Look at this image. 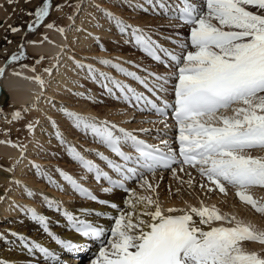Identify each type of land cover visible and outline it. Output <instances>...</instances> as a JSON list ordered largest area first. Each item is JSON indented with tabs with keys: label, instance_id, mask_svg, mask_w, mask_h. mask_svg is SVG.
<instances>
[{
	"label": "snow or ice",
	"instance_id": "obj_1",
	"mask_svg": "<svg viewBox=\"0 0 264 264\" xmlns=\"http://www.w3.org/2000/svg\"><path fill=\"white\" fill-rule=\"evenodd\" d=\"M147 3L161 9L167 7L165 0H147ZM249 5L264 10V0H206V12L191 0H180L176 6L179 18L194 25L191 28V44L196 48V51H189L183 57L185 63L179 67L178 83L175 85L174 115L179 127V155L183 157L182 160H177L172 149L165 153L160 147L149 145L133 132L110 122L97 121L66 108L61 111L74 121L77 128L90 131L121 158L123 164L108 162L122 175H135V166L148 171H155L158 167L169 168L176 163L199 166L200 173L221 192L225 191L223 182L234 185L242 201L257 212H264V205L258 204L246 191L251 186H264V158L245 154L249 149L264 148V95H260L264 93V15L249 11L246 7ZM49 8L50 0H45L43 6L36 9L37 24L48 15ZM106 15L115 22L121 34L130 33L142 51L156 60L161 59L158 46L142 28L126 24L111 12H106ZM48 27L53 25L49 24ZM28 28L33 30L31 24ZM11 30L16 32L19 29ZM166 54L179 62L178 56ZM18 59L20 56L11 57L13 61ZM100 63L111 65L148 87L136 73L122 65L114 64L110 59H100ZM79 66L87 69L91 79L101 78L102 86L109 93L114 94V89L118 90L122 98L133 106L157 108L143 93L136 92L110 74L99 71L93 65ZM3 73L4 69L0 68V75ZM35 79L43 84L40 77ZM229 109L232 115L225 114ZM19 115V112L14 114L16 117ZM28 127L33 126L29 124ZM56 135L63 143L61 133L57 131ZM162 143L167 146L166 141ZM122 145L132 147L135 154L123 151ZM20 147L23 148L22 145ZM69 150L89 172L93 171L91 161L84 160L74 148ZM99 155L108 159L103 154ZM129 163L135 166L129 167ZM62 175L81 195L97 200L70 175ZM101 177L111 181V177L96 166V178ZM112 183L123 187L122 182ZM148 187L151 188V185ZM103 191L111 189L104 188ZM139 199L146 205L154 204L151 198ZM112 207L117 206L113 204ZM135 211L133 206V211L122 213L115 219V227L111 230L113 239L109 241L110 250L101 248L100 259L92 264H264V258L255 252H245L239 244L244 240L264 243V232H257L250 225L239 222L235 227H212L208 231L197 226L193 215L200 218V224L226 219L215 208L193 207L181 215H172L179 210L169 208V214H165L156 204L154 211L143 212V215L151 217V222L134 219ZM32 214L33 219L44 222L45 218L37 216L34 210ZM68 218L73 219L70 214ZM77 231L85 237L96 238L104 233V229L91 224H81ZM31 247L45 255H52L49 249L39 244H32Z\"/></svg>",
	"mask_w": 264,
	"mask_h": 264
},
{
	"label": "rangeland",
	"instance_id": "obj_2",
	"mask_svg": "<svg viewBox=\"0 0 264 264\" xmlns=\"http://www.w3.org/2000/svg\"><path fill=\"white\" fill-rule=\"evenodd\" d=\"M85 1L86 0H50V8L48 15L45 16L39 24H37L35 12L36 9L43 6L45 0H12L11 3H9V0H0V67H4V71L9 70L10 73H15V71L11 68L16 69L17 67L27 65V67L34 73L33 75H31L32 78L35 76L40 77L43 80V84H41L42 91L40 93V97L37 98V103L35 102L36 100H34L32 101V103H29L27 105H18L15 104L11 99H6L4 100L5 102L2 101L0 103V144L4 143L5 139H8L9 142L12 141L16 143L15 145L17 146L20 152L16 155V157H11L7 154H0V168L13 172L16 175L18 172V170L16 169L19 167L22 160L26 158V155L29 150L31 151L32 149V154L35 153V156L29 161V163L32 164H26L27 167L29 166L26 174H22L23 176L20 174V176L23 178L20 180L15 178L16 180L14 181L16 182L18 180L21 185V191L23 193L28 191L27 198H30L31 196V198H35V195H39H32V191L34 190H31V188H33L34 186H30L31 188L27 187L25 189L26 183L28 182L27 178L40 182L44 185V188H46L47 185L51 186V188L55 187L54 185L53 187L51 184H49V182L52 181L54 184L55 182L57 183L59 178L63 177L62 173H65L70 167H72V163L76 160L73 157L72 152L69 150L70 148H74L76 152H78L81 156V150H84L83 152L89 153H92L94 150V153L96 152L97 156L99 154V150H97L98 148H95L94 146L96 144L98 145L99 143L97 137L94 136L90 131H85L83 128H77L74 124V121L68 116H66L63 111H61V109L66 108L69 111L79 113L80 115L85 117L94 118L97 121H103L104 119H107V122H109L110 120L108 118H105L104 116L101 117V115L106 114L108 109L114 107L112 104L113 101L116 102V100L112 99L115 97L113 96L114 94L109 93L102 86L103 81L101 80V78L97 77L96 80L91 79L87 69L81 68L79 66L80 64L93 65L96 69H99V71L110 74L112 77H114V73H118L119 75L123 76L126 80H123L124 82L120 79L117 80H120L124 84L132 83L135 86L138 83L135 78L125 75L124 73L120 72L117 68L112 67L111 65L101 64L100 59H110L113 61L114 64H120L128 71L139 74L141 75V77L147 76L152 72V75L149 76H152V79H155H153L155 81L153 82L155 83L154 85L160 87V91L163 92L165 96L175 97V85L178 83L179 75L178 70L179 67H181V65H184L185 63L183 57L189 51H196V48L191 44V28L194 25L187 26L180 24L178 22V19L176 18L177 16H171V12L169 11L171 7H169V9L165 8V10L160 11L158 10L159 7L148 4L147 0H132V2L130 0H96V4L91 5V10L88 12V21L86 20L87 22L83 23L82 25H80L79 23L76 24L75 20L77 19V17H80ZM191 1L195 2V4L202 11H207L206 0ZM165 2L169 6L174 5L175 7L180 4V0H165ZM141 5H143V7H141ZM246 7L249 11L264 15V10L258 9L257 7L250 5ZM172 8L174 7L172 6ZM106 12L113 13L115 16L124 20L125 23L128 25L142 28L146 34L149 33L150 35L154 36L157 40L159 39L162 44V47L170 45V47L176 49L174 51L176 55L180 58L179 62H174L173 67H166L162 64H157L151 61L141 51L137 44H135V42H133L132 44V37L130 33L121 34L115 22L106 15ZM213 22L215 23V21ZM29 24L33 26V30L31 31L28 28ZM49 24L53 25V27H48ZM12 28H17L19 30L13 32L11 30ZM49 28L57 31L56 34L58 37H61V35L66 36L68 30H74V36H71V39L68 38L71 45L64 43V41L55 40V42L57 46H61L60 51L65 49L71 50V52L75 56V58H73V65L81 69L82 73H84L83 80H78L77 78H74L75 75L68 76V80L75 79L73 82L76 85L73 86L72 91L68 90V94H66L63 89L61 90L57 88L59 90L56 89V91L53 93L54 95L52 94L51 97H47L48 91L51 89L50 75L52 73L54 74L57 68L61 65L62 62H60V58L63 54H58L57 57L54 58L55 52L36 54L30 50H26V45H28L29 41L31 40H34L36 38L41 40H47L48 36L51 35ZM61 29H63V31H61ZM225 30L228 29L226 28ZM81 33L87 34V36L89 35V37H91L92 44L90 46L83 44L78 46L75 42H73L78 36L82 35ZM174 37L185 40L183 41L184 45L182 48L180 47V50L176 48L180 45L179 42L178 44L176 43L177 41ZM61 38L64 39L65 37ZM176 44L179 46H177ZM94 52H96V54H94ZM25 53L27 54L26 56ZM13 55H21V59L13 61L11 60V57ZM23 56H25L24 60H22ZM166 56H168V60L171 63L173 61L171 57L167 54ZM78 58L83 59L82 61L80 60L82 63H79ZM46 69L48 71H46ZM165 69H169V71L167 72L165 71ZM155 72H160L162 75H159V77H162L163 80L165 79V81H162V79L158 80V75ZM170 72L172 74H168ZM163 73H167V75H164ZM164 76H167L168 78H164ZM35 80L40 83V81H38L37 79ZM109 86L111 87V84ZM57 92L58 94L55 95V93ZM59 95L61 97L65 96L64 98H62L65 99L63 100L64 102H61L62 99L59 98ZM260 95H264V93H261ZM56 99H58L59 102ZM90 110L93 111L92 114ZM37 111L40 112L38 113ZM17 112L20 113L19 117L14 116V114ZM94 112L96 113L94 114ZM121 114L122 110L120 111L119 115ZM225 114L232 115L231 109H229ZM97 115H99V117ZM133 115H135V113H133ZM137 115L142 114H136L135 116ZM107 116L108 115H106V117ZM142 116H144V114ZM148 117L150 119H141L142 125H148L149 123H152L158 128V126L160 127L161 123H163L160 121L157 122L158 120L155 118L152 119L151 116ZM141 120H130V124L133 125V122L139 124ZM170 123L172 122L165 123L164 126H161L160 130L158 131V135L154 136L158 138L160 142L161 140L172 142V139L170 137L171 133H173V129H171L172 127L169 126L171 125ZM29 124H31L33 127L29 128ZM119 124L126 125L127 122ZM116 126H118L119 128H124L119 125ZM136 126H134V128ZM127 128L128 127L124 129H126L127 131L131 130L130 128ZM138 129L141 128L138 127ZM143 129H146V127L143 126ZM57 131L61 133L63 143L61 142V139L57 137ZM153 131L154 130L151 131L148 129V132L150 133H152ZM130 132L133 131L131 130ZM7 144L8 143H6V146ZM20 145H22L23 148H21ZM263 149L264 148L249 149L246 150L245 154L251 155L253 157L258 156L262 158L264 153L260 152L259 154L258 151ZM64 155L67 156V159L61 158ZM14 157L15 160H13ZM178 168L180 169L178 170ZM185 168L186 169H184L182 166H179L176 167V170H174V168L172 170H169V174H171V171H174V173H172L171 176H169V174L168 176H165L163 179V183L161 182L162 177H160L158 180L157 175H144L142 178L135 182L132 189L134 190V187L137 186L136 191L142 190L140 192L143 193L145 191L146 193H148L147 195H145V197L148 196V198H151L152 195L156 197V195L158 194L157 191L162 190L160 192H163L164 194L166 193L165 195L167 196L173 195L172 197L174 199H181L183 198L182 192L184 191L185 193H187L188 196H190V198H192V200H195V202H197V204H192V207L196 208H200L201 195L202 199L205 198V206L207 208L211 207V209L212 207H214V205H208L207 202H211L212 200L214 201L213 198L216 197L215 205L217 203L218 206L221 205L220 207L222 209L225 208L223 212L228 216L226 217V219L220 220V222L219 220H213L208 224H204V226L209 227V229L212 227H235L236 224L239 222L244 225H250L257 232H264V212H257L256 209L253 208L250 204L242 201L237 195L238 188L236 186L223 182L225 184V191L221 192L219 188L216 187L215 184H213L211 181H209L206 176L199 173V175H197V177L195 178L196 180L194 183V187H192V182L189 181L190 179L185 178L188 176L191 177V175L185 176L184 179H179L183 184V191L178 190V188L176 187L177 185L174 187L173 182H170V177L173 180L174 177L178 179L177 171H179L180 173H184L187 170L190 171V173L194 171V173L198 174L199 166H191V169L189 170L187 169V167ZM181 169L183 170L180 171ZM78 173L80 174V172ZM149 177L151 180H149L148 182L147 179ZM186 183L187 185L185 186L184 184ZM0 185L2 186L3 190L5 189V194L11 193L12 188H10L9 185L6 186V184L4 183H0ZM148 185H151V188H149ZM246 191L258 202V204L264 205V186H251ZM29 193H31V195H29ZM149 193H152V195H150ZM40 194H42V192H40ZM164 194H162L161 197H163ZM39 197L40 198H38L36 204H44V206L46 203L52 204V201H49L44 196ZM151 200L154 201L153 198H151ZM2 201L3 200H1V202ZM60 201L62 200L60 199ZM1 202L0 206H2ZM58 204H60V202H58ZM155 204L156 203L154 201L153 205ZM237 207L240 209L242 213L241 215H237V212H235L234 210L232 211L233 208L238 209ZM25 215H27V213L22 214V216ZM242 215L245 216L242 217ZM247 215L251 216L252 218L255 216V220H248L249 216ZM237 216L238 218H236ZM108 219H113V215L112 217L108 216ZM0 221H2L0 222V226L3 225L2 227H4L3 230H0L2 232L5 231V233H7L6 235L9 237L8 230H10L11 226H9V222L5 221V218H1V213ZM10 233L16 236L13 231H11ZM49 233V230L46 228V234L49 235ZM29 234L32 233L30 232ZM6 235L0 236V250H2L4 246H7L9 248L12 246L11 244L13 243V241H10ZM105 236L107 238H112L111 232H107ZM239 244L241 245L240 247H244L247 245L246 247L249 250L245 249L244 251L249 253L255 252L252 251L253 249L251 248L253 245L256 246L260 244L264 247V243H261L256 240H244L240 241ZM91 247L93 248V246H90V248ZM260 253L262 254L260 258H264V250L260 251ZM87 256V254L86 256H84L85 260L87 259V261L82 259L79 264H84L85 262L87 263L89 259H92L94 257L92 256L91 258H89ZM44 259L45 258H41L40 261L43 262Z\"/></svg>",
	"mask_w": 264,
	"mask_h": 264
},
{
	"label": "bare ground",
	"instance_id": "obj_3",
	"mask_svg": "<svg viewBox=\"0 0 264 264\" xmlns=\"http://www.w3.org/2000/svg\"><path fill=\"white\" fill-rule=\"evenodd\" d=\"M130 1L132 2V0H130ZM192 3H195V2H192ZM93 4L94 5L96 4V0H86L85 1L80 17H77V19L75 20L76 24L79 23L80 25H82L83 23L88 21L87 20V18L89 17L88 12L91 10L90 7ZM172 6L174 8H172ZM172 6H169L167 4L166 8L169 9V7H171L169 9V11L171 12V16H174V17L178 16L179 17V13L177 11V8L174 5H172ZM158 10L163 11V10H165V8H163L162 10L158 8ZM49 31H50L51 35L48 36L47 40L46 39L41 40V39L36 38L34 40L29 41L28 45H26L27 46L26 50H30L36 54L46 53V52L47 53L48 52H50V53L55 52L54 58H56L58 54H63L62 57L60 58V60H61L60 62H62L61 65L57 68V70L54 74L52 73L50 75L51 89L48 91L47 97H49V96L51 97L57 88H59L61 90L63 89V91L66 94H68V92H69L68 90L72 91L73 86H76L73 82L75 80L74 78H77L78 80L79 79L83 80V74H84V73H82L81 69H79L78 67L73 65L74 64L73 58H75V56L71 52V50L65 49V50L60 51L61 46H57L56 42H55V40H57V41H64V43L70 44L69 39H71V36L72 37L74 36V30H68L66 33L67 37L64 35L63 36L61 35V37H65L67 40L65 38L64 39L61 38L60 36L58 37L56 34L57 31H55L54 29L52 30L51 28H49ZM99 32H101V31H99ZM93 33H96V32H93ZM68 35H69V37H68ZM147 35L150 36L152 41H154L156 44L158 43L159 45H162L161 42L159 41V39L157 40L154 36L150 35L149 33H147ZM174 38H176L177 44L179 42L180 46L176 44L177 46H179L176 48H178V50H180V47L181 48L183 47V44H184L183 41H185V40L179 39L177 37H174ZM91 40L92 39H91V37H89V35L87 36V34H82L81 36H78L75 39V41H73V42H75L76 45H78V46H80L81 44L90 46L92 44ZM131 42L133 44V42H134L133 38H131ZM163 46H164V44H163ZM166 47L168 49L176 50V49L170 47V45H167ZM93 48H95V47H93ZM94 54H96V52H94ZM97 54H103V53H97ZM26 55L27 54L25 53V56ZM18 56H20V59H21V55H18ZM25 56H23L22 60H24ZM78 60L80 63L83 59L78 58ZM173 66H174V64H172V67ZM182 66L183 65H181V67ZM0 68H2V67H0ZM3 69H4V67H3ZM11 69L14 70L15 73H13V72L10 73L9 70H5L3 75H0V103L6 99H11L15 104H18V105H20V104H22V105L26 104L27 105L29 103H32V101H34V100H36L35 102L37 103L38 102L37 98L40 97V93L42 91V86H41V83H38L34 79L35 76L32 78L31 75L34 74L33 71L30 70L27 67V65L17 67L16 69L15 68H11ZM165 71L168 72L169 69H165ZM156 74L158 75V77H159V75L160 76L162 75L160 72L156 73ZM163 74L167 75V73H163ZM168 74H172V73L170 72ZM72 75L73 76L75 75V77L73 78L74 80H72V79L68 80V76H72ZM113 75L116 79H120L122 81L126 80L123 76L119 75L118 73H114ZM136 75L139 76L141 79L144 78L146 80H150L152 82H155L154 81L155 79L153 78L154 79L153 80L152 76H149V75H152V72H151V74L147 75L148 77L147 76L141 77V75H139V74H136ZM164 78H168V77L164 76ZM127 81H129V80H127ZM160 81H159V83H160ZM162 81H165V79L164 80L162 79ZM153 84H155V83H153ZM132 85L134 86V89H136V90L144 89L141 86H138L139 85L138 83L136 86L134 84H132ZM158 88L160 89V87H158ZM59 89H57V90H59ZM57 94H58V92L55 93V95H57ZM114 94H115L116 98L111 97L112 99L116 100V102L111 101L114 107L111 109H108L107 113L104 115H101V117L104 116L105 118L110 119L109 122L111 121L110 122L111 124H114V125L116 124V125H119V126L124 127V128H126V127L130 128L133 131V134L136 136H141V137L143 136V138L144 137L150 138L154 142H157V143L159 142V143L163 144L162 140L160 142V141H158V138H156L154 136L158 135V133H159L158 131L160 130L161 126H164L165 123H169V122L161 123L160 127L158 126V128L156 125H154L152 123L151 124L149 123L148 125H142L143 118L150 119L148 116H151L153 118V115H151L152 112H150V114L148 112L144 113V116H142L143 114L135 116L136 114H141V113L136 112V109L133 111L132 109L128 108L123 101L118 100L117 99V97L119 98L118 91L115 90ZM64 97L65 96H62V97L60 96L59 98L62 99ZM164 97H168V96L164 95ZM164 99H166V98H164ZM56 100L59 102L58 99H56ZM63 100H65V99H62L61 102H64ZM121 105H122V107H121ZM32 109H33V107H32ZM120 109L122 110L121 115H119V113L121 111ZM92 113H93V111H91V114ZM95 113L96 112H94V114ZM133 113H135V115H133ZM106 115H108V116L106 117ZM97 116L99 117V115H97ZM132 118H134L135 120H141V119L142 120L139 122V124H137L136 122H133V125H131L130 120H134ZM99 121H102V120H99ZM103 121H107V119H104ZM159 121L162 122L161 120H158L157 122H159ZM124 122L125 123L127 122V124L126 125H122V124L120 125L119 124V123H124ZM170 124L171 125H169V126H171V127L175 125L174 123H170ZM134 126H136V127L134 128ZM143 126L146 127L147 130L149 129L151 131L152 130H154V131L152 133H150L148 131L143 132V131H141V129H143ZM138 127L141 129H138ZM171 129H173V127ZM155 131H157V132H155ZM154 133H156V134H154ZM117 134H119V133L117 132ZM172 134L173 133H171V135ZM93 139H94V137H93ZM168 140H170V139H168ZM5 141H4V143L0 144V154H7L8 156L10 155L11 157L12 156L16 157V155L20 153L19 149L15 145L16 143H14L12 141L9 142L8 139H5ZM166 142H167V144L171 143L170 141H166ZM6 143H8L7 146H6ZM95 144H96V139H95ZM94 146H95V148L96 147L98 148L97 150H99V154H103V155L109 154V152L102 145L101 142H99L98 145L96 144ZM81 151H80V153H82V157L84 158V160L90 159V161L95 164V165H93V168L95 166L100 167V164H102V162H103V161L101 162V160L103 159L101 155L98 154V156H97L96 152L94 153V150L92 153L83 152L84 150H81ZM263 151H264V149L260 150L258 152L260 154V152L264 153ZM34 156H35V153L32 154V149H31V151L29 150V152L26 155V158L22 160L21 164L16 169V170H18L16 175L13 172H10L8 170L0 168V183H4V184H6V186L9 185L10 188H12L11 189L12 191L10 194H5V189L3 190L2 186L0 185V202H1V200H3L1 202L2 206H0L1 218H5V221L9 222V226H11L10 230L7 229L9 231V233H8L9 237L6 235L7 233H5V231L2 232L1 230H0V236L6 235L10 241H13V243L11 244L12 246L10 248L7 246L6 247L4 246V248L2 250H0V264H59V263L60 264H67V262H69L70 264H76V261L85 259L84 256H86V254L88 255L87 257H89V258H91L92 256H94V257L92 259H89L88 262L85 264H92V262L94 260L100 259L101 248H108L110 250L109 241H111L113 239V237L107 238L105 236V234L107 232H111L112 228L115 227V219L118 216H120L122 213H128V212L133 211V206H135V210H136L134 219L139 218V219L145 220L146 222H151V217L143 215V212L144 211H154L156 204H159L160 208L164 211L165 214H169V213H167V209H169V208L179 210V211L171 213L172 215H181V214H183L184 211H190V209L193 208L192 204H197V202H195V200H192V198H190V196H188L187 193H185L183 191V184H182L181 180H179V179L180 178L184 179L185 176L191 175V177L188 176L185 178L190 179L189 181L192 182V187H194V183L196 180L195 178L197 177V175H199L200 171H198V174L194 173V171L191 173H190V171H187V170L184 173L183 172L180 173L179 171H177L178 172V175H177L178 179H176L174 177V180H173L170 177V182H173L174 187L177 185L176 187L178 188V190L183 191L182 192L183 198L174 199L172 197L173 195L172 196L169 195L170 196L169 197V196L165 195L166 193L164 194L163 192H160L162 190H158L157 191L158 194L156 195V197H154V195H152V193H149L150 195H152L151 198H153V200L155 201L156 204L155 205H146V203L141 202L139 198L145 197V195H147L148 193H146L145 191H144V193L140 192L142 190L136 191L137 186H135L134 187L135 189L133 190L132 189L133 185H132V187H131L132 190L130 189V192L118 191L116 189H111V188H110L111 191H108V192L103 191L104 188H109V187L105 184L97 185L93 181L91 173L87 170H85V172L83 171V169H82L83 165L80 166L78 160L77 161L75 160L73 162L74 164L72 163V165H71L72 167H70L65 173L68 172L67 174L70 175L72 178H76V179H79L82 181H87L86 184L88 186H90L94 191H96V193L99 196H101V201L106 200V202H109V201L116 202L117 207L113 208L106 203L93 202V201L88 200L82 196H79L76 193L75 189L72 186H70L68 181L64 179V176L62 178H59L58 182L57 183L55 182V184L52 181L49 182V184H51L52 186L53 185L55 186V187L53 186L54 188H51V186H48V185L46 188H44V185L41 184L40 182L35 181L33 179L30 180L27 178L28 182L26 183L25 189L27 187L29 188L30 186H32V187L34 186L33 188L30 187L31 190L32 189L34 190V191H32V195L33 194H39V195H35V198H31L32 196L31 197L29 196L30 198H27L28 197L27 196L28 191H26L24 193L21 191V185L18 182V180L23 178L20 176V174L21 175L26 174V172L28 171V167H29V166L27 167L26 164L29 163L30 159H32ZM263 156H262V158H263ZM15 157L13 160H15ZM61 158L67 159V156L64 155ZM51 161H53V160H51ZM86 161H88V160H86ZM31 164L32 163H29L28 165H31ZM66 164H68V163H66ZM182 167L184 169H186L185 167H187L188 170L191 169V166H188V165L187 166L183 165ZM76 168H78L79 170ZM179 169L180 168H178V170ZM174 170H176V167H174ZM180 171H182V170H180ZM78 172H80V174ZM169 173H170V171L168 170V171H161L160 173H154V175L158 176V180L160 177H162L161 182L163 183L164 177L168 176ZM172 173H174V171H171V174ZM171 174H169V176H171ZM15 178L18 179L16 182H14L16 180ZM147 180L149 182V180H151L150 177ZM184 182H186V181H184ZM190 182H188V183H190ZM184 185L186 186L187 183ZM195 190H196V188H195ZM40 192H42V194H40ZM162 194H164L163 197H161ZM39 196H41V197L44 196L49 201H52V204L46 203L47 206H46V204H45V206H44V204L43 205L36 204V201H38V198H40ZM215 198H213L214 201L213 200L211 202L208 201L207 204L208 205H211V204L214 205V207H212V208H215L216 210L219 211V213L221 215H223L224 217H227L228 215H226L223 212V210L225 208L222 209L220 207L221 205L218 206L217 203L215 205ZM60 199L62 201H60ZM210 199H212V198H210ZM58 202H60V204H58ZM200 202H201L200 208L206 207L205 206L206 205L205 198L202 199V195H201ZM209 209H211V207H209ZM33 210L35 211L37 216H43L45 218L43 223L38 219H33V214H32ZM230 210H231V208H230ZM233 210L235 212H237V215L242 214L239 208L238 209L233 208L232 211ZM23 213H27V215L22 216ZM68 214H70L73 217L72 220H70L68 218ZM108 214H112L113 219L109 220L108 218H106V215H108ZM243 216H245V215H242V217ZM247 216H249V215H247ZM254 217L252 218L251 216H249L248 220H255ZM236 218H238V216ZM193 219L197 222V226L200 227L202 230H204V231L210 230L209 227L204 226V224L199 223L200 218L198 216L193 215ZM0 222H2V221H0ZM219 222H220V220H219ZM86 223H91V224H94V226H96V227H100V228L104 229L103 237L91 239L89 237L82 236L75 231V227H74L75 225L80 226L81 224H86ZM13 225H15V226H13ZM2 226H0V229L3 230L4 227H2ZM46 228L50 232L49 235L46 234ZM11 231H13L16 236L11 234L10 233ZM30 232L32 234H29ZM10 236H13V237H10ZM62 242H70V244L66 245V243H62ZM101 242H102V245H100ZM32 244H39L42 247L49 249V251L52 253V255L48 256V255H45L44 253H41L39 251V249L32 248L31 247ZM45 245L49 246V247H46ZM90 246H93V248L92 247L90 248ZM246 246L241 247V248L242 249L244 248L243 250H245V249L247 250L248 248ZM251 248L250 249L252 251H255V253L259 257L262 255L260 253V251L264 250L263 249L264 247L260 244L256 245V246L253 245ZM41 258H45L43 260V262L40 261Z\"/></svg>",
	"mask_w": 264,
	"mask_h": 264
}]
</instances>
